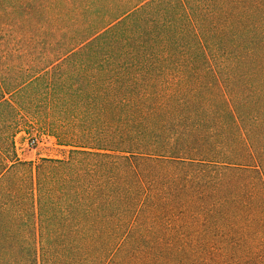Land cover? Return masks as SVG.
Listing matches in <instances>:
<instances>
[{
  "label": "trees",
  "instance_id": "obj_1",
  "mask_svg": "<svg viewBox=\"0 0 264 264\" xmlns=\"http://www.w3.org/2000/svg\"><path fill=\"white\" fill-rule=\"evenodd\" d=\"M0 264H264V0H0Z\"/></svg>",
  "mask_w": 264,
  "mask_h": 264
},
{
  "label": "rangeland",
  "instance_id": "obj_2",
  "mask_svg": "<svg viewBox=\"0 0 264 264\" xmlns=\"http://www.w3.org/2000/svg\"><path fill=\"white\" fill-rule=\"evenodd\" d=\"M21 154L27 159H38L40 156H60L63 152L54 144L53 139H45L35 148L24 144Z\"/></svg>",
  "mask_w": 264,
  "mask_h": 264
}]
</instances>
